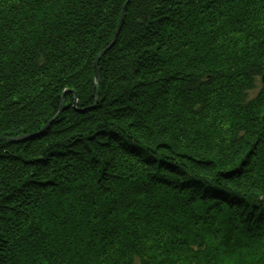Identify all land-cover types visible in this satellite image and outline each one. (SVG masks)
<instances>
[{
    "label": "trees",
    "instance_id": "trees-1",
    "mask_svg": "<svg viewBox=\"0 0 264 264\" xmlns=\"http://www.w3.org/2000/svg\"><path fill=\"white\" fill-rule=\"evenodd\" d=\"M124 3L0 0V264H264V0Z\"/></svg>",
    "mask_w": 264,
    "mask_h": 264
},
{
    "label": "rangeland",
    "instance_id": "rangeland-1",
    "mask_svg": "<svg viewBox=\"0 0 264 264\" xmlns=\"http://www.w3.org/2000/svg\"><path fill=\"white\" fill-rule=\"evenodd\" d=\"M127 2H128V0H125V3H124V5H123V7H122V10H121V14H120V17H119V21H118V24H117V27L119 26V24L121 23V20H122V18H123V16H124V11H125V6H126V4H127ZM121 26H122V23H121V25H120V28H119V30H118V33L117 34H115V32H116V30H117V27L115 28V30H114V32H113V36H112V38L114 37V36H116L115 37V39L119 36V31H120V29H121ZM111 38V39H112ZM110 43V42H109ZM112 46H113V44H112ZM111 46V47H112ZM108 47V46H107ZM105 49V48H104ZM101 52V51H100ZM100 54V53H99ZM103 54V53H102ZM99 56V55H98ZM263 68H264V65H263ZM262 68V70H263V72L262 73H264V69ZM96 71H97V68L95 69ZM95 73V72H94ZM262 76V75H261ZM261 76L258 78V79H256V83H255V85H254V87L252 88V90H251V93L252 92H255V91H257V89L259 88V87H264V84H263V81H261ZM70 90H67V91H65V93L63 94V96H62V98L61 99H63V101H64V99H65V94H67L68 92H69ZM74 99H73V101H74V104H76V94L74 93V97H73ZM62 102V101H61ZM65 102V101H64ZM64 104V103H63ZM60 106H61V103H60ZM59 109H60V107H59Z\"/></svg>",
    "mask_w": 264,
    "mask_h": 264
},
{
    "label": "water",
    "instance_id": "water-1",
    "mask_svg": "<svg viewBox=\"0 0 264 264\" xmlns=\"http://www.w3.org/2000/svg\"><path fill=\"white\" fill-rule=\"evenodd\" d=\"M120 25H121V23L119 24V26L117 27V30H116V32H115V34H117L118 33V30H119V28H120ZM115 37L116 36H114L111 40H110V43L108 44V47H106L105 49H103L101 52H100V54H102V53H104V52H106L108 49H110V47L112 46V44L114 43V41H115ZM264 69V68H263ZM94 78H95V82L97 83L98 82V78H97V71L95 70V73H94ZM261 81H263V84H264V73H262V76H261ZM63 96V95H62ZM61 106H60V109L62 108V106H63V103H64V101H63V99H61ZM60 109H59V111H60ZM57 116V115H56ZM26 138H28L27 136H17V137H10V138H8L7 137V139H10V140H12V141H17V140H20V139H26ZM1 139V138H0Z\"/></svg>",
    "mask_w": 264,
    "mask_h": 264
}]
</instances>
